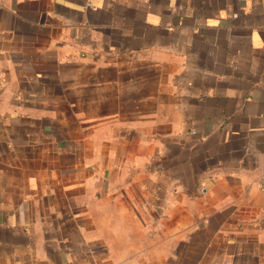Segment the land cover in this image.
Returning a JSON list of instances; mask_svg holds the SVG:
<instances>
[{
	"label": "crops",
	"instance_id": "crops-1",
	"mask_svg": "<svg viewBox=\"0 0 264 264\" xmlns=\"http://www.w3.org/2000/svg\"><path fill=\"white\" fill-rule=\"evenodd\" d=\"M0 264H264V0H0Z\"/></svg>",
	"mask_w": 264,
	"mask_h": 264
}]
</instances>
